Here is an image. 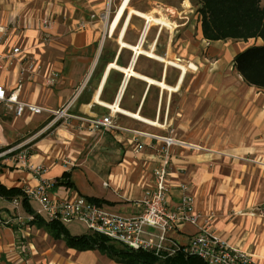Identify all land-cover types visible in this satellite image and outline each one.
<instances>
[{"label":"crops","instance_id":"crops-1","mask_svg":"<svg viewBox=\"0 0 264 264\" xmlns=\"http://www.w3.org/2000/svg\"><path fill=\"white\" fill-rule=\"evenodd\" d=\"M103 5L104 0H0V86L8 93L19 86V102L43 109L38 115L25 113L15 117L0 105V183L6 188L22 190L35 187L38 180L32 169L41 167V178L55 184L51 196L95 199L108 212L133 217L141 213L139 202L154 185L153 171L166 158L169 208L180 203L179 186L185 184L186 193L193 198L194 213L202 218L201 224H206L231 247L250 255L255 264H264V108L255 106L252 97L231 95L230 99L238 100H235L238 106L233 109H239L229 111L225 122L216 121L211 131L213 135L227 134V141L206 142L205 129L209 130L210 126L204 127L197 111L193 119L180 125L185 131L179 135L180 139L171 136L170 118L165 116L160 120V105H156L152 118L143 112L150 85L147 84L131 108L125 104L128 80L124 77L123 81L113 83L110 79L113 72L125 74L109 70V64L133 67L137 57L129 50L133 56L128 67L118 63L122 50H128L118 43L126 15L110 34L108 22L113 17L104 23L98 19ZM86 9L87 13H81ZM47 16L51 24L44 31L41 23ZM115 33L119 48L113 61L106 60L104 47L98 46V40ZM199 34L204 40L201 21ZM250 40L253 42L248 47L262 44L260 39ZM14 49L19 53L12 54ZM32 61L41 70L21 74L20 70ZM101 61L105 64L97 70ZM51 74H55L56 81L48 85ZM182 77L180 73L175 84L178 88L183 83ZM211 103L218 111L223 102L214 97ZM115 104L122 111L137 114L156 125L115 113L113 121L121 119L117 128L86 131L82 119L107 116L111 109L106 106ZM65 106L70 116L65 123L59 121L54 128L45 125L37 130V126L52 118L51 112ZM9 113L13 118L2 121ZM188 128L196 136H188ZM25 134V139L32 141L12 144L13 138ZM166 137H173L181 144L166 148L162 141ZM138 144L143 149L136 152ZM17 146L22 149L13 150ZM22 150L26 152L25 164L18 162ZM66 172L72 188L64 185L62 176ZM12 201L0 198V215L12 220L8 226H0V264H117L97 250L78 252L68 248L44 228L29 223V215L21 205L14 207ZM30 204L35 211L36 204ZM64 226L72 235L90 233L79 224ZM197 231L193 225L179 223L169 237L184 246Z\"/></svg>","mask_w":264,"mask_h":264},{"label":"rangeland","instance_id":"rangeland-1","mask_svg":"<svg viewBox=\"0 0 264 264\" xmlns=\"http://www.w3.org/2000/svg\"><path fill=\"white\" fill-rule=\"evenodd\" d=\"M121 1L104 0L98 19L103 20V23L104 20H110ZM129 3V8L154 17H163L170 25L169 28L156 25H151L148 28L142 38L140 48L144 52L152 53L154 58L145 54L138 56L134 62L133 71L174 87L181 71L169 63L181 65L186 69L183 83L177 92L162 91L156 86L148 88L147 102L143 112L152 118L155 115L156 107L160 105V120L162 121L165 116L170 118L171 123L168 131L171 136L180 139L179 135L185 133L180 125L185 124L186 120L193 119L197 111L204 127L210 126L209 130L205 129L207 131L204 134L206 142H211L213 139L219 143L227 141L229 137L227 134L213 135L211 131L216 121L220 124L225 122L229 111L239 109V107L233 109V106L237 107L238 105L235 101L237 99L229 98L231 95L252 97L251 100L255 101V106L264 108V91L246 86L232 66L233 56L251 45L253 41H242L245 42L243 44L241 41L207 42L202 40L199 34V0H130ZM88 11V9L82 10L81 13ZM144 28L145 21L137 16H132L128 22L123 42L130 46L137 45V42L141 40ZM116 41L117 33L105 40L103 38L98 40V46L104 47L106 60L113 61L114 54L119 48ZM132 56L133 54L129 50L123 49L118 63L123 67H128ZM104 64L105 62L101 61L97 70ZM189 66L195 67L196 70H192ZM124 77L123 74L113 72L110 79L114 83L118 80L123 81ZM147 86L138 79L130 78L126 86L125 104L132 108ZM232 86H239L240 90L238 87H236L237 90ZM214 97H219L223 102L218 111L213 108V103H211ZM11 118L13 115L9 113L1 119L9 121ZM52 119L53 117L44 125L37 126V130L45 125L49 126ZM115 122L119 125L121 119L116 118ZM57 124L59 122L52 127L54 128ZM188 130V136H196L192 129L188 128ZM26 137L27 134L15 137L12 139V144L17 145L18 143L19 145L21 141L26 140L25 143L32 141V139L28 140L29 138L25 139ZM26 221H23L24 225L27 224ZM170 246L169 243L165 245L166 248Z\"/></svg>","mask_w":264,"mask_h":264},{"label":"built area","instance_id":"built-area-1","mask_svg":"<svg viewBox=\"0 0 264 264\" xmlns=\"http://www.w3.org/2000/svg\"><path fill=\"white\" fill-rule=\"evenodd\" d=\"M50 24L51 18L47 16L41 23L43 30H47ZM17 53H19L18 49L12 51V54ZM40 70V65L32 61L27 63L20 73H35ZM55 81V74H51L48 85H53ZM19 89L18 86L14 91L8 93L0 86V105L12 111L15 117H22L25 113L29 115L42 113L43 109L18 101L17 91ZM112 114L115 112L110 110V113L104 117L82 119L86 124V131L95 133L117 128ZM51 115L53 119L49 127L59 121L65 123L70 117L66 106L61 110L51 112ZM162 141L166 148L181 144L171 137L162 138ZM21 149L22 146H17L13 150ZM142 149V145H136V152ZM166 152L167 150H165V155H167ZM18 162L25 164V151L22 150L19 153ZM166 166L167 159L163 158L160 166L153 171V187L144 192L139 202L141 213L133 217H124L108 212L82 196L74 195L64 199L51 196L50 191L55 184L41 178V167L32 169L38 180L37 185L35 187L27 186L22 191L29 202L36 204L35 213L45 220H57L63 225L79 224L90 233L101 234L113 243L134 251L152 250L156 254L160 252L173 254L174 250L182 247L184 252L201 258L205 264H255L250 255L231 247L213 234L206 224H201L202 218L194 213L193 198L186 193L187 186L185 184L179 186L182 191L180 203L175 208H169ZM12 202L16 208L20 206L19 199H14ZM32 219V216L27 217L28 221ZM18 220L21 219L18 218ZM11 223V217L0 215V226L6 227ZM179 223H188L198 228L196 235L189 239L184 246L177 244L169 237V234L175 230ZM168 243L171 246L166 248L165 245Z\"/></svg>","mask_w":264,"mask_h":264},{"label":"trees","instance_id":"trees-1","mask_svg":"<svg viewBox=\"0 0 264 264\" xmlns=\"http://www.w3.org/2000/svg\"><path fill=\"white\" fill-rule=\"evenodd\" d=\"M199 3L204 40H262L261 45H252L237 53L232 64L245 84L264 90V0H199ZM68 176V172L62 176L64 185L72 188ZM0 198L7 201L19 199L23 211L33 217L29 223L44 228L55 240H62L68 248L78 252L97 250L117 264H205L201 258L184 252L182 247L173 254H156L152 250L128 249L97 233L72 235L59 221H46L37 215L20 188H6L0 183ZM88 201L100 204L95 199Z\"/></svg>","mask_w":264,"mask_h":264},{"label":"bare ground","instance_id":"bare-ground-1","mask_svg":"<svg viewBox=\"0 0 264 264\" xmlns=\"http://www.w3.org/2000/svg\"><path fill=\"white\" fill-rule=\"evenodd\" d=\"M129 2L130 0H122L120 2V4L118 5L115 13H114V16L112 18V20H110L108 22V25L110 27V34H113L116 29L118 28V25L120 24L121 20L123 19L124 15H126V19L124 21V24L122 26V29L120 30V34H119V38H118V43L119 45L121 46V48H127L128 50H131L134 52V58L142 55V54H145L147 55L148 57L150 58H154V55L150 52H144L141 48H140V44L142 42V38L144 37V34L147 32L148 28L151 26V25H156V26H161V27H168L169 28V23L166 21L165 18H159V17H154L150 14H145V13H141V12H138V11H135L131 8H129ZM127 12V14H125ZM131 16H137L141 19H143L145 21V28H144V32L142 33V37H141V40H140V43L135 47V46H129L127 44H125L123 41H122V37L124 35V32L126 30V27L128 25V22H129V19L131 18ZM160 27V28H161ZM133 62V61H132ZM162 62V61H161ZM170 65L178 68L181 73H182V76H184L186 74V69L181 66V65H178V64H174V63H169ZM192 70H196L195 67L193 66H189ZM108 69L111 70V69H114V70H119L121 72H123L125 74V78L126 80H129L130 78H134V79H139L143 82H145L146 84L148 85H153V86H156L158 88H160L161 90H166L168 92H176L179 88H178V84L175 86V87H170V86H167L164 82L162 81H155L151 78H148V77H145V76H142V75H139L137 73H135L133 71V67H132V64L128 67V68H120L118 67L116 64L114 63H111L108 65ZM107 69V70H108ZM108 73V72H107ZM181 77V76H180ZM183 78V77H182ZM181 80V79H180ZM181 82V81H180ZM121 88V87H120ZM124 89V88H123ZM122 91V90H121ZM121 98V97H120ZM118 102V101H117ZM102 105V104H101ZM104 106V105H103ZM108 109H111L113 110L115 113H121V114H125L127 116H130L131 118H134V119H137V120H140V121H143L149 125H156V123L154 122H149V121H146L144 119H142L140 116H138L137 114H130V113H127V112H124L122 111L118 106L117 104L115 105H112V106H106ZM156 127V126H155ZM158 127V126H157ZM160 127V126H159Z\"/></svg>","mask_w":264,"mask_h":264}]
</instances>
